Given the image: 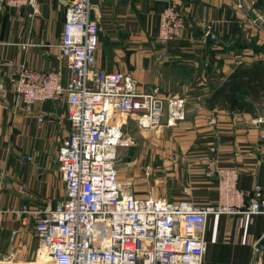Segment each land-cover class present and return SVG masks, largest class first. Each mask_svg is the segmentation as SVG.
<instances>
[{"label": "crops", "instance_id": "1", "mask_svg": "<svg viewBox=\"0 0 264 264\" xmlns=\"http://www.w3.org/2000/svg\"><path fill=\"white\" fill-rule=\"evenodd\" d=\"M72 1L39 0L34 16L28 7L0 8V80L5 85L0 103L1 209H45L64 198L65 184L56 156L71 129L68 105L64 100H47L35 103L28 113L12 91L9 77L23 66L54 72L64 86L69 83L70 71L59 44ZM91 1L92 18L100 25L96 66L131 74L141 90L188 99L187 119L170 127L179 138L191 142L184 145L186 149H193L187 150L192 156L188 170H180L181 180L179 169L177 172L178 182L185 183L188 191L183 195L170 188L168 196L218 203L220 182L207 176L209 166L239 170L236 188L240 191L264 187L259 150L264 123L259 127L252 124L253 118H264V95L245 97L247 105L240 106L230 104L229 98L208 102L238 65L264 63V35L252 36L243 29L250 24L247 19L262 13L256 0ZM237 2L244 3L248 15L241 10L235 15ZM169 3L183 11L186 28L182 39L163 46L157 41L160 14ZM208 33L222 43L207 48ZM246 41L257 48L247 49ZM34 237L32 223L24 226L18 213L8 214L0 228V260L31 262ZM263 237L264 214L210 215L203 264H264V250L257 249Z\"/></svg>", "mask_w": 264, "mask_h": 264}, {"label": "built area", "instance_id": "2", "mask_svg": "<svg viewBox=\"0 0 264 264\" xmlns=\"http://www.w3.org/2000/svg\"><path fill=\"white\" fill-rule=\"evenodd\" d=\"M39 3L0 0V8L28 7L34 16ZM235 4L236 9H245L242 2ZM93 9L91 0H73L67 6L59 44L70 71L66 86L54 72L23 66L9 77L12 91L28 113L37 102L66 101L71 129L56 156L64 198L45 209L0 208V228L10 213H18L24 226L32 223L39 250L35 261L22 264H203L209 216L264 214V187L240 191L239 170L209 166L207 176L220 182V201L204 204L140 195L130 180L120 179L119 153L135 146L128 130L177 126L187 119L188 99L141 90L131 74L97 67L100 25L92 18ZM249 22L264 30L262 17ZM185 28L183 11L169 3L160 14L157 41L161 45L178 41ZM4 93L0 80V103ZM263 123L262 117L252 119L255 126ZM260 142L264 167V134ZM142 171L145 178L155 176L151 164ZM41 251L47 256L40 260ZM0 264L21 263L0 260Z\"/></svg>", "mask_w": 264, "mask_h": 264}, {"label": "rangeland", "instance_id": "3", "mask_svg": "<svg viewBox=\"0 0 264 264\" xmlns=\"http://www.w3.org/2000/svg\"><path fill=\"white\" fill-rule=\"evenodd\" d=\"M236 10L240 11L239 9H235V15ZM241 11H243V13L247 15L249 14L246 12V8L242 9ZM259 11L262 13L257 14V17L247 19L248 22L251 19L259 17H262L264 19V10L261 9ZM243 29L246 30L245 32H247V34L249 35L253 33L254 35L252 36L264 35V30L262 26L257 28L256 25L246 24ZM246 42L247 45L245 47L247 49L257 48L258 46L253 42ZM168 44L163 46H167ZM195 76L197 75L195 74ZM230 100V104H239V106L241 104L239 102L235 103V98H231L229 99V101ZM233 117L236 118L235 116ZM128 131L130 135L135 137V146L123 148L119 153L120 179L123 182H127L130 180L133 183L137 194L140 195L152 194L158 198L161 197L169 199L170 196H168V192L170 188H175L174 190H179L180 192H182L181 194L183 195L187 193L188 190L186 188V184L181 183L180 181L178 182L177 180V172L179 169V180H181L182 171L180 170L183 169V173L188 170L185 168L189 166L188 160L191 161L192 156V154L188 151L193 149L188 150L185 148L184 145L186 143H189L191 145V142H188L185 138H179L177 131L175 129L173 130L172 128H158L145 131H139L136 128H132V130L129 129ZM260 144L261 142H259V146ZM129 162L133 163V165H128ZM146 164L152 165L155 171V176L151 178H145L142 169L143 166H145ZM171 199L172 198H170L169 200ZM172 200L174 201L175 199ZM177 200L180 199L176 198V201ZM34 244L36 246V249L32 261L36 260L37 252L39 250V245L36 237H34Z\"/></svg>", "mask_w": 264, "mask_h": 264}, {"label": "trees", "instance_id": "4", "mask_svg": "<svg viewBox=\"0 0 264 264\" xmlns=\"http://www.w3.org/2000/svg\"><path fill=\"white\" fill-rule=\"evenodd\" d=\"M255 6L264 10V0H256ZM263 95L264 63L255 62L250 65H238L227 80L214 90L212 98L208 102L212 103V101L222 98H235V103L247 105L245 97L259 99Z\"/></svg>", "mask_w": 264, "mask_h": 264}, {"label": "water", "instance_id": "5", "mask_svg": "<svg viewBox=\"0 0 264 264\" xmlns=\"http://www.w3.org/2000/svg\"><path fill=\"white\" fill-rule=\"evenodd\" d=\"M206 39H207L206 40L207 48H210L214 44H221L222 43L217 37L213 36L212 33H208ZM257 249L258 250H264V237L258 243Z\"/></svg>", "mask_w": 264, "mask_h": 264}, {"label": "bare ground", "instance_id": "6", "mask_svg": "<svg viewBox=\"0 0 264 264\" xmlns=\"http://www.w3.org/2000/svg\"><path fill=\"white\" fill-rule=\"evenodd\" d=\"M46 256H47V255H45L43 251H41V252L39 253V259H40V260L46 258Z\"/></svg>", "mask_w": 264, "mask_h": 264}]
</instances>
